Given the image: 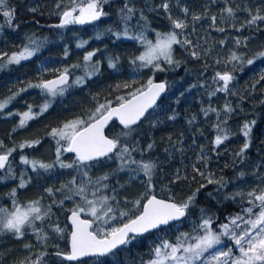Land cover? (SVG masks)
<instances>
[{"label": "trees", "instance_id": "16d2710c", "mask_svg": "<svg viewBox=\"0 0 264 264\" xmlns=\"http://www.w3.org/2000/svg\"><path fill=\"white\" fill-rule=\"evenodd\" d=\"M57 2L58 0H8L9 5L15 9V19L13 26L9 27L5 23V18L0 15V25H3L0 28V52L11 53L12 44H9V39L12 38L15 43H19L18 38L23 33L22 29H24L25 37L33 35V38L46 42L30 62H26L20 67L8 66L0 70V100L24 87L28 82H32L21 75L24 69L31 68L35 72L34 68L41 69V71L43 68H47L50 71L42 72L47 74L45 79H49L55 76V72L51 70L80 63L84 54L94 49H100L93 59L101 62V72L87 80L83 86L73 87L63 97H56L48 113L38 120L29 122L24 128L17 127L19 124L18 115L16 113L8 115L11 111L9 108L0 112V140H3L8 147H13L26 140H40L41 145L47 141L49 143L55 141L47 135L48 131L63 121L82 115L93 108L95 106L94 96H99L100 101L103 102L105 98L114 101L117 95L126 94L129 89L117 90L115 88L120 79H123V83H132L133 88L146 83L145 69L134 71L137 65L130 63V60L137 56L141 49V45L137 41L124 38L116 39L111 34H103L101 39H95L97 32L105 33V29L109 26L114 31L120 28L116 9L121 6L122 0H111L110 5L105 6V10L111 15L102 18L93 25H68L62 29L50 27V25L59 23V17L55 14ZM133 2L137 7H143L145 3L154 7L160 3V0H133ZM260 2L264 4V0H216L215 3H211L210 0H170V11L176 18L185 19L181 9L183 7L189 9L190 14L186 19L190 27L186 30V34L194 44L200 45V48L196 49L200 53V58L195 59L190 56V50L174 45V57L180 62V65L165 72L155 73V81H167L169 87L164 99L158 104V108L151 111L149 120L143 121L138 126L135 135L141 149H146L147 144L154 141V148L147 151L143 158L154 159L158 162L157 174L153 181L154 194L158 197L167 199L170 188L177 199H183L194 192L201 183H206L199 176L195 181L191 179L193 175H196L192 171V164L196 162L201 147L210 157L207 169H204L203 165H199L201 170L214 174L217 179L223 177L227 181L226 187L221 188L216 184H207L197 193L196 204L189 210V215L185 220L157 232L138 236L132 243L116 250L115 255L77 263H70L55 256L56 251L65 253L69 251L70 228L67 209L73 205L72 202L65 201L63 208L54 205L52 208L54 215L51 220L44 222L45 231L50 236L46 245L38 244L30 231L23 239H16L12 234L0 233V264H20V261L25 260L26 257L35 259L40 251L48 253L44 258L45 264H142V261L149 259L150 250L161 239L175 240L180 232H191L193 223L199 222L201 209L207 216L213 217V227L218 228L220 224L226 222L227 217L240 212L242 207L248 206L246 203H242L239 197L235 201L226 197L241 189L247 192L261 184L258 177L264 176V81L256 83L264 74V58L255 59L252 65L235 61L226 64L225 61L232 51L244 54L245 59L253 58L256 53L264 51V22H258L257 26L240 28L246 21L242 20V15L248 16V13L242 9H251L253 13L257 9L264 12V9L257 7ZM65 4H67V0H65ZM226 6L237 9L235 18L226 19L221 15L220 10ZM32 8H35L36 11H30ZM205 9L208 10V17L217 16L216 25L212 26L211 20L204 18L195 23L193 32L191 14H203ZM145 15L149 21L145 31L147 38L155 36L152 29L159 32H166L170 29V23L162 10L148 11L145 9ZM138 19L137 16L132 21L134 31L140 30L136 27ZM217 28H224L225 31H218ZM236 28H240V31H237ZM236 39L241 40L240 46L235 44ZM82 40H87L88 44L85 48H77V43ZM221 40L224 41L223 44L220 43ZM66 48L69 53L67 57L64 55ZM112 57H119L116 69L108 67V59ZM218 60L220 63L216 62ZM77 70L74 69L73 72ZM225 71L234 76L232 88L229 92L217 91L215 95H210L222 84V82H214L213 77L217 72ZM14 76L20 80L18 83L12 84L10 81ZM25 93L26 91L21 94ZM45 98L46 96L41 95V101ZM226 103L234 109L233 112L227 114V128L233 135L213 151L212 141L217 134L214 125L221 123L225 118L226 114L223 109ZM210 108L217 111H209L205 116L202 109ZM171 115H175L176 118L169 120L167 117ZM193 117H195L194 120ZM149 121H158L159 123L152 127ZM189 121L192 122L189 123ZM246 121H255V125L252 126L250 136L251 147L246 151L245 157L241 161L235 157L234 153L239 151L244 142L245 138L241 135L240 128ZM49 124L51 127L46 129V134H35L37 136L35 137L34 133L37 130L41 131L45 125ZM118 128V124H112L108 127L107 134H112L113 130ZM36 149L35 147L17 149L10 157L12 172L16 179L8 176L7 179L0 181V206L12 208V199L8 194L13 188H17L21 173H25L26 178L30 177L31 182L24 189L17 188L16 199L18 202L25 204L30 200L44 196L43 203L46 205L51 201L46 197L45 188H58L70 180L73 175H77L73 170L61 169L58 166L47 172L44 170L36 173L31 172V167L21 163L20 156L24 155L30 160L47 162ZM165 149L168 151L166 152ZM134 155L137 159H141L138 153H134ZM69 156L72 157L71 154ZM226 164L228 167H225ZM258 165L260 166L259 171H257ZM116 167L117 162L112 160L104 165L93 167L89 175L95 179ZM177 169L180 170L181 175H187L188 180L170 184L169 182ZM240 172L245 173L242 179L238 178ZM254 172L256 175H253ZM0 176H7V172L5 170L0 172ZM108 183L110 188L104 194L112 195L111 189L115 187L121 209L126 207L125 198L129 201L135 200L145 191L141 179L130 181L129 174L125 172L112 177ZM119 185H124V187L121 188ZM59 198L58 194L57 199ZM127 207H131V205H127ZM40 223L37 222L38 225ZM53 223L59 224L61 228L65 229L62 236H58L51 230V227H48ZM25 243H31L35 247L26 249L24 248Z\"/></svg>", "mask_w": 264, "mask_h": 264}, {"label": "snow or ice", "instance_id": "6c2138e0", "mask_svg": "<svg viewBox=\"0 0 264 264\" xmlns=\"http://www.w3.org/2000/svg\"><path fill=\"white\" fill-rule=\"evenodd\" d=\"M110 2L111 0H67V4H65V0H58L55 5L57 9L55 14L59 17V23L50 25V27L62 29L68 25L94 24L111 15L105 10V6L110 5ZM210 2L215 3L216 0H210ZM145 9L148 11L162 10L170 23V29L166 32L152 29L155 33L154 41L145 35L149 24ZM242 10L248 13L249 18L240 28L257 26L258 22H264V12L259 9L255 13L248 8ZM30 11L35 12L36 9L32 8ZM181 11L184 13L185 19L176 18L171 14L170 0H160V3L154 7L147 3L143 7H137L133 0H122L121 6L116 9L120 28L114 31L109 26L105 29V33L97 32L95 39H101L103 34H111L116 39L125 38L137 41L144 50L134 56L130 63L137 65L134 71L147 68L153 73V77H150L145 84L135 88L132 83L128 82L117 84L115 86L117 90L129 89V91L126 94L117 95L114 101L105 98L101 102L99 96H94L95 106L93 108L51 128L47 135L52 137L56 143V159L53 162L44 163L39 160H30L24 155L20 156L21 163L31 167L34 172L37 170L47 172L58 166L61 169L73 170L77 175H73L70 180L58 188H45L46 197L51 201L46 205L43 203L44 196L30 200L25 204L18 202L16 199L17 188L24 189L31 182L30 177L26 178V174L21 173L17 188H13L8 194L12 199V208L0 206V233L12 234L16 239H23L30 231L38 244L46 245L50 236L45 231L44 222L51 220L54 215L52 212L54 205L63 208L65 201H70L73 205L67 209L68 220L72 226L69 234L70 251L66 253L56 251L55 256L67 261H77L82 257L115 255L116 250L132 243L138 236L161 229L163 226H169L172 222L186 219L189 210L196 204L197 193L207 184H216L221 188L226 187L227 181L223 177L217 179L214 174L201 170L199 165H203L204 169H207V162L210 159L201 147L196 162L192 164V171L196 175H193L191 179L195 181L199 176L206 183H201L194 192L183 199H177L170 188L167 199L158 198L154 194L153 183L154 176L157 174L158 162L154 159L143 158L147 151L154 148V141L148 143L146 149H141L135 139L138 126L143 121L149 120L152 114L150 110L154 111L158 108L157 101L169 87L167 81L156 82L155 73L165 72L180 65V62L174 57V45L190 50L191 57L200 58V53L196 50L200 48V45L194 44L186 34V30L190 27L186 19L190 14L189 9L183 7ZM236 11L237 9L230 6L220 10L221 15L226 19L235 18ZM0 15L5 18V23L9 27L13 26L15 9L9 5L8 0H0ZM137 16L139 19L136 21V27L140 30L134 31L132 21ZM204 18H209L212 26L216 25L217 16L208 17V10L205 9L203 14H191L193 32L195 23ZM232 26L235 27V25ZM2 27L3 25H0V28ZM240 28H236V30L240 31ZM217 30L225 31L224 28H217ZM45 42L30 36L28 42L18 51L11 54L0 52V70L31 59L41 50ZM220 43L223 44L224 41L221 40ZM241 43L240 39L235 40L237 46H240ZM87 44V40H82L77 43L76 47L85 48ZM99 51L100 49L87 51L82 62L62 69L51 70L55 72L53 79H40L37 83L28 82L24 87L0 100V112H3L22 92L29 88L40 89L41 94L48 99L40 105L39 111L34 112L32 106L28 105L27 111L16 113L20 116L17 127H26L30 120L47 112L56 97H63L69 89L83 86L87 80L100 74L101 62L93 59ZM68 54L66 48L65 57ZM257 58H264V51L247 59L244 54L232 51L225 63L231 64L235 61L252 65ZM216 62L220 63L219 60ZM118 63L119 57L108 59V67L111 69H116ZM74 69H81L83 74L74 75ZM42 71L50 70L43 68ZM213 80L217 83L222 82V84L210 95H215L217 91L229 92V85L234 80V76L228 71L217 72ZM260 81H264V74L256 83L258 84ZM202 111L207 116L209 111L216 112L217 110L210 108L202 109ZM233 111L230 104L226 103L223 109L226 114L225 118L221 123L214 125L217 134L212 141L213 151L233 135L227 128V114ZM8 115H13V113H8ZM114 118L118 121L119 128L114 129L112 134H106L105 129ZM167 118L174 120L176 116L171 115ZM194 119L195 117H193ZM149 122L152 127L159 123L158 121ZM191 122L189 121V123ZM253 125H255V121H246L240 128V133L245 139L239 151L234 155L241 161H243L246 151L251 147L250 136ZM39 143L40 140H26L13 147H8L3 140H0V170L7 172V176H0V181L7 179L8 176L16 179L12 172L10 157L17 149L32 148ZM165 151L167 152L168 149ZM64 153L72 154V158L68 162L62 159ZM134 153H138L141 159H137ZM112 160L117 162L115 169L97 176L95 179L89 175L93 167L104 165ZM225 167L228 165L226 164ZM259 167L258 165L257 171H259ZM122 172L129 174L130 181L141 179L145 186V191L135 200L129 201L125 198L126 207L124 209L119 207L120 201L117 199L115 187L111 189L112 195L104 194L110 188L108 181ZM244 175V172H240L238 178L242 179ZM253 175H256V172ZM258 179L261 184H264V176H259ZM181 180H188V176L181 175L180 170L177 169L169 183L175 184ZM261 184L247 192L241 189L226 197L233 201L239 197L241 202L248 206L242 207L240 212L227 217L226 222L220 224L218 228L213 227V217L207 216L201 209L199 222L193 223L191 232H180L175 240L161 239L150 250L149 259L142 261V264H264V186ZM119 187L123 188L124 185H119ZM58 194L59 199H57ZM209 195L211 196V193ZM127 205H131V207H127ZM37 222H41L40 225ZM48 227H51V230L58 236H62L65 231L55 223ZM225 237L231 246L220 247L224 244ZM33 247L35 245L31 243L24 244L26 249ZM47 255L46 251H40L35 259L26 257L25 260L20 261V264H45L44 258Z\"/></svg>", "mask_w": 264, "mask_h": 264}, {"label": "flooded vegetation", "instance_id": "af4514ba", "mask_svg": "<svg viewBox=\"0 0 264 264\" xmlns=\"http://www.w3.org/2000/svg\"><path fill=\"white\" fill-rule=\"evenodd\" d=\"M91 25H93V24H91ZM21 32H23V33L18 38V41H20L19 43H15V40L12 38L9 39V44H12V46L10 48L12 50L11 53L14 51H18L24 44H26L28 42V37H30V36L33 37V35H29V36L27 35V37H25L24 29H22ZM30 60H28L26 62H30ZM26 62H22L19 65L14 64V65H9V66L20 67V66L24 65ZM34 69H36L35 72L31 68L24 69L22 71L21 75L24 78H26L28 81H32L33 83H37V82H39L40 79L46 78L47 74L43 73L41 71V69H37V68H34ZM53 78H54V76L49 78V79H53ZM19 80H20V78L14 76L12 78V80L10 81V83L15 84V83H18ZM46 99H48V98L46 97L44 100L40 101L41 100V91L37 90L36 88H30L28 91H26L25 94H23V95L21 94L20 96L17 97L16 100H14L15 102H17V104L14 102H13V104L10 103L8 108L11 110L10 113H13V114L21 113L22 111H24L25 108H28V105H31L32 108L34 109L33 111H36V110H39V105L43 104ZM53 104H54V102H53ZM8 108H6V109H8ZM51 108H49V110L46 113H48L51 110ZM46 113H44V115ZM40 117H37L35 119L38 120ZM18 119H20L19 115H18ZM37 123L39 124V122H37ZM48 126L51 127L50 124ZM18 199H20V197H18ZM68 223H69V221H68ZM69 228H70V232H71L70 223H69Z\"/></svg>", "mask_w": 264, "mask_h": 264}, {"label": "rangeland", "instance_id": "374dc122", "mask_svg": "<svg viewBox=\"0 0 264 264\" xmlns=\"http://www.w3.org/2000/svg\"><path fill=\"white\" fill-rule=\"evenodd\" d=\"M257 7H260L261 9H264V4L263 3H259V5L257 6ZM243 16V18H242V20H247L248 19V16L246 15V14H244V15H242ZM224 17V16H223ZM207 26H210V25H207ZM125 39V38H124ZM148 39H150V40H155V36H153L152 38L150 37V38H148ZM127 40H130V39H127ZM144 49H143V47L141 46V49H140V51H139V53H138V55L143 51ZM34 57V56H33ZM32 57V58H33ZM31 58V59H32ZM30 60V59H29ZM26 61H28V60H26ZM26 61H22V62H26ZM21 62V63H22ZM143 69H145V71H146V82H147V80L150 78V77H153V73L149 70V69H147V68H143ZM83 73H82V71H81V69H78L77 71H75L74 72V75H76V76H78V75H82ZM94 77V76H93ZM92 77V78H93ZM123 79L121 80H119V84H122L123 82ZM232 83H233V81L231 82V84L229 85V88L231 89L232 88ZM37 90H39V91H41L40 89H37ZM42 95V94H41ZM43 96H45V95H43ZM41 101V100H40ZM13 102L14 103H16L17 104V102H15L14 100L11 102L12 104H13ZM42 105V104H41ZM8 107H9V105H8ZM7 107V108H8ZM39 107H40V105H39ZM6 109V108H5ZM34 110V109H33ZM49 110V109H48ZM25 111H27V108H25L24 109V111H22L21 113H23V112H25ZM39 110H36V111H34V112H38ZM46 113V112H45ZM44 115V114H43ZM43 115H40V116H43ZM40 116H38V117H40ZM20 117V116H19ZM20 120V119H19ZM33 120H36V119H33ZM33 120H30L29 122H32ZM29 122H28V124H29ZM27 124V125H28ZM44 129H42L41 131H36L35 133H34V135L35 134H38V135H41V134H46L47 133V130L46 129H49L50 127L49 126H46L45 125V127H43ZM49 132V131H48ZM35 137H37L36 135H35ZM40 144V143H39ZM35 148H37L36 150L39 152L38 154L39 155H42L44 158H45V160L47 161V162H44V161H42V162H44V163H51V162H53L55 159H56V156H55V152H56V143H55V141H53V142H51V143H49L48 141L45 143V144H43V145H41L40 144V146H35ZM72 157H69V153H64L63 154V156H62V159H64L65 160V162H68L70 159H71ZM39 171H42V170H37V171H35V173L36 172H39ZM31 172H34L33 170H31ZM71 205V204H70ZM61 240V239H60ZM225 246H231V244H230V242L228 241V239L225 237L224 238V244L223 245H221L220 247H225ZM62 249H64L63 247H62Z\"/></svg>", "mask_w": 264, "mask_h": 264}, {"label": "water", "instance_id": "95a60500", "mask_svg": "<svg viewBox=\"0 0 264 264\" xmlns=\"http://www.w3.org/2000/svg\"><path fill=\"white\" fill-rule=\"evenodd\" d=\"M85 25H90V24H85ZM156 82H161V81H156ZM168 90V89H167ZM167 90H166V92L165 93H163L162 95H161V97H160V99L157 101V104H159L163 99H164V97H165V95H166V93H167ZM151 111H153V110H150V112ZM112 124H118V121L114 118L112 121H110V123H109V125H108V127L109 126H111ZM119 125V124H118ZM108 127H106V129H105V132H106V134H107V129H108ZM2 171H4V170H0V172H2ZM158 197V196H157ZM158 198H160V197H158ZM164 199V198H163ZM183 220H185V219H183ZM182 220V221H183ZM69 221V220H68ZM179 222H181V221H179ZM179 222H172L169 226H172V225H174L175 223H179ZM69 223H70V226H71V222L69 221ZM169 226H163L161 229H158V230H153L152 232H150V233H145L144 235H146V234H151V233H154V232H157V231H159V230H162V229H164V228H167V227H169ZM71 230H72V226H71ZM143 236V235H142ZM122 247V246H121ZM69 251H70V244H69ZM105 257H108V256H105ZM105 257H82L80 260H77V261H69L70 263H77V262H81V261H85V260H90V259H95V258H105Z\"/></svg>", "mask_w": 264, "mask_h": 264}, {"label": "bare ground", "instance_id": "6f19581e", "mask_svg": "<svg viewBox=\"0 0 264 264\" xmlns=\"http://www.w3.org/2000/svg\"><path fill=\"white\" fill-rule=\"evenodd\" d=\"M91 25V24H90Z\"/></svg>", "mask_w": 264, "mask_h": 264}]
</instances>
